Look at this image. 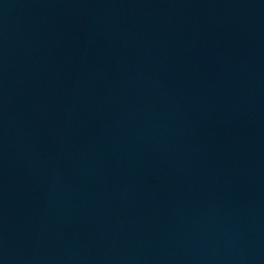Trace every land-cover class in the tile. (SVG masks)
Masks as SVG:
<instances>
[{
	"label": "water",
	"instance_id": "95a60500",
	"mask_svg": "<svg viewBox=\"0 0 264 264\" xmlns=\"http://www.w3.org/2000/svg\"><path fill=\"white\" fill-rule=\"evenodd\" d=\"M6 264H264V0H4Z\"/></svg>",
	"mask_w": 264,
	"mask_h": 264
}]
</instances>
